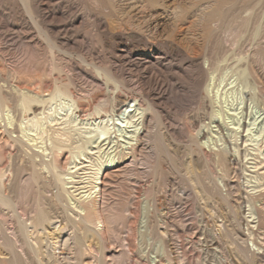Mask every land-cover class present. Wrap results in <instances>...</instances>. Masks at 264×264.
Instances as JSON below:
<instances>
[{
  "label": "rangeland",
  "instance_id": "1",
  "mask_svg": "<svg viewBox=\"0 0 264 264\" xmlns=\"http://www.w3.org/2000/svg\"><path fill=\"white\" fill-rule=\"evenodd\" d=\"M255 19L264 25V0H0V264H47V246L54 252L55 241L70 236L57 257L80 264H264V218L248 223L246 182L264 165L254 168L252 155L245 157L252 143L244 131L251 103L264 113V26L254 38ZM176 44L193 46L196 58L172 53ZM205 58L219 67L212 89L226 67L236 77L245 73L234 86L245 98L234 141L226 119L204 113ZM137 73L158 74L162 89L146 95ZM112 76L126 88L117 89ZM59 88L78 99L70 112L76 122H67L60 107L69 99ZM130 94L145 120L135 165L106 181L103 228L92 215L86 225L75 205L87 201L85 174L98 149L89 142L82 155L77 147L94 139L92 124L103 121L110 130L99 144L115 155L123 140L116 118L130 109L116 98ZM102 98L107 109L91 114ZM209 105L210 112L221 106ZM213 141L231 150L217 152ZM40 155L55 156L60 183L45 166L34 168ZM253 202L264 209V189ZM45 214L50 219L40 223Z\"/></svg>",
  "mask_w": 264,
  "mask_h": 264
},
{
  "label": "bare ground",
  "instance_id": "2",
  "mask_svg": "<svg viewBox=\"0 0 264 264\" xmlns=\"http://www.w3.org/2000/svg\"><path fill=\"white\" fill-rule=\"evenodd\" d=\"M208 9H209V6L204 7V10H208ZM204 13H205V11H204ZM210 14H212V11L210 12ZM248 20L251 21V18L249 17ZM214 21L215 20L212 19V17L208 19V23H210V24H213ZM255 22H257V23H256L251 35H253L254 38H257V36H260V31L263 30V26L264 25H262L261 20L259 21V19H257V20L255 19ZM245 35H246V30L242 31L238 35L237 40H240ZM191 47H192V49H190V51H189L188 46L186 47V46L181 45V44H176L173 47L171 46V52L175 53L176 55L180 54V55L184 56L187 59L194 60L196 58V55H193V53L195 54V50L196 49L193 46H191ZM252 56L255 57V55H252ZM224 60H226V56H225ZM201 63L204 64V69L203 70H204V73H205L204 93L202 95L203 104H204V111H205L204 113H206L207 115H211V114L215 113L218 118L226 119L227 120V124L233 126L230 129L228 135L234 141L236 139L238 130L240 128H242V125H243V120H242V117H241L240 113H241V110L243 109V105L245 103V98H244V94H243L242 90L241 89L240 90L234 89V86L238 82V80H240V82H245V79L242 78V76L245 73H243L241 76H237L236 77L235 76L236 73H234V70L232 69L230 71V70H228V67H226L225 68L226 70L224 72H222V74L220 75V81L215 86V88L212 89V84H213V81H214V72H215L216 68L219 69V67L217 65V67L214 69V66L211 63L210 58H205L204 61L201 62ZM205 63H208L207 67H205ZM142 65H143V63H142ZM229 71L232 72V75L230 73V75H231L230 78H228V72ZM154 72H156V71H154ZM137 77H139L137 79H141L142 80V81H140V88L148 96L153 95V92H155V91H159L158 89H162L159 86L162 84L161 82H162V79H164V78L158 76V74L155 75V74L152 73L150 76L142 77V76H138V73H137ZM227 78H228V81L230 80L227 83L230 87L226 88L225 90H223L222 86H224L223 84L227 80ZM111 79L116 83V88L117 89L122 91V90H124L126 88V84L124 82L119 81L114 76H112ZM167 79H169V78H167ZM58 90H59L58 91L59 97L63 96L62 98H68L69 99L67 102L64 100V102L62 103L64 105L60 104L61 105L60 108H63L66 111V113H67L66 114V116H67L66 118H68L67 122H69V123L76 122L78 120V118L76 116H73V114L71 115V113H72L71 111L76 106V103L78 102L77 101L78 99L76 100L74 98L75 96L73 97L72 94H70L69 92H66V90H63L61 88H59ZM210 91L212 93L211 96H210ZM135 93H137V92H135ZM159 94H161V93H159ZM209 96H210V99H208ZM52 99H55V97H53ZM116 99H117V101H120V104L128 103L129 108H130V109L125 108L124 110H121L118 113V116L116 118V120L118 121L117 128H116L117 133H118L119 137H121V139L123 138V140L121 141V144H120L119 151L115 155H113L110 152L105 151L102 148V146L99 144L100 140L104 136H106L108 134L109 130H110L109 124L105 123L103 121L102 122H96V123L92 124L94 126L92 131L95 133V138L91 139V140H86L85 142H83L81 145H79L77 147L78 151H79V154L86 155L85 151L88 149L89 142L97 144V146L95 148H97L98 151H97V153H96V155L94 157H90L89 156L88 172H86V174H85V179H86V184H87V193L85 194L84 197H87L86 198L87 201H85V200L81 201V202L78 201V202H76L75 207L78 210H80V212H78V214L80 216L81 221L84 222V224H86V225L88 224L89 216L92 215L94 217V219H95L94 220L95 225L98 227V224H102V228L104 226L103 224L105 222V217H103V215L99 212V208L102 207L101 206V204H102L101 202L103 201L100 195H101V193L103 191V188L106 185V181L113 180L115 178V176L119 172L123 173L126 169H128V168L132 169L134 167L135 161H136L137 148H138V146L140 144V139H142L141 137H142L143 132H144V124H145L144 115H143V112H144L143 104L141 102H140L141 104L140 103H138L137 105L135 104L137 101H139V99H137V96H135L133 94H130V96L128 98V97H122L121 95H118V97ZM128 99H130L129 102H128ZM131 102H133L134 104H131ZM219 103L221 104L220 107H218L216 109L214 107H212V112L209 111V106H210L209 104H212V106L213 105L217 106ZM108 105H109L108 100L107 99L103 100V98H102L101 101H96V103L94 105V107H95L94 111L93 112L91 111L92 113L91 112L90 113L93 114V115L98 114L102 110L103 111L106 110ZM128 105L126 107H128ZM90 107H91V105L88 106V108H90ZM249 109H250L249 110V114H248L249 117L247 118V123H246V125L244 127L245 128L244 131L246 130V134H245L246 143L247 144L248 143H252V147H250L251 148L250 151H252V152H250L249 149L245 150V157L248 158L249 155H252V157L254 159L253 167L254 168H258L259 165H262V164L264 165V116H263L264 113L257 106L253 105L252 103L250 104ZM230 111L235 112V114L234 113L233 114L230 113ZM94 118H96V116ZM84 120L86 121V119H84ZM34 126H35L34 129H36V131L39 134H43L45 132V127L43 126V124L41 122H36L34 124ZM212 144H214V148L213 149L215 151H217V152L225 153L228 149L231 150L230 146H229V148H225V147L220 148L219 146H218L219 148H215L217 146V143H214V141H213ZM233 146H234V149L236 151L235 153H238V145L233 142ZM139 149H140V147H139ZM198 150L200 152H203L205 149H204V147H202L201 144H199ZM209 155H210V153H209ZM54 159H53V161H45L44 160V155H40L39 162H37L34 159L33 166H34V168L36 166L35 164H37L38 166H45L46 168H48L52 172V174H54L55 183L56 182L60 183L61 179H60V177L57 174L56 168L58 166L56 164L55 156H54ZM246 182L249 184V187H251V190H249L251 195H248V198H247V201H248V214H249L248 217L251 218V220H249L248 223H250V222L259 223L261 218H264L263 217L264 216V209L261 207V205L257 206L253 201H254V198H257V197L260 196V194L262 193V190L264 189V173H258L255 176H249L248 175ZM222 183H223V187L225 188L226 187L225 183L223 181H222ZM57 197H58L59 200H61V198L63 197L62 190L59 191V193L57 194ZM64 205H66V204H64ZM100 211H102V209H100ZM238 215H239L238 212L234 213L233 216H232V218H233L232 220H236L237 218H239ZM49 219H50L49 214H45V215L41 216L40 223H43V221H45V220L47 221ZM141 221H142V223L146 224L149 221H151V216L145 214L144 217H142ZM62 225H60V223H59V225H56V226L54 225V228L57 230ZM22 227H23L24 236L29 239V234L30 233L28 232L27 224L24 223ZM95 230H96V228H95ZM107 231H109V229ZM30 237H31V235H30ZM108 238H109V236H108ZM60 242H62V244ZM106 242H108V241H106ZM54 244H57V245H54L56 247L57 246L58 247L62 246L63 248L67 247V246L71 245V236L70 237H66V238H62L61 240L57 239V241H55ZM84 245L87 246V248L89 249L90 253H93V251L91 249L92 248V243L85 242ZM56 247H54V252H53V251H50L49 246H47V249H46V252H47V255H48L47 264H80L79 262L75 263L73 261L75 258L72 260L73 262H71L69 260L70 258L66 259L64 256L63 257L60 256L61 258H58L57 257L58 256L57 253H63V252L61 250L57 251ZM101 253H103V252H101ZM143 254H145V253H143ZM59 260H61V262H59ZM84 264H92V263H90L88 261L87 263H84ZM154 264H157V260H154Z\"/></svg>",
  "mask_w": 264,
  "mask_h": 264
}]
</instances>
